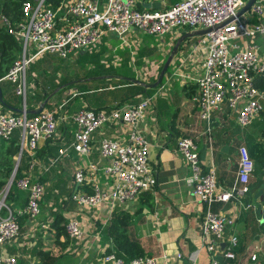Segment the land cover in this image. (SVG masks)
Wrapping results in <instances>:
<instances>
[{"label": "built area", "instance_id": "2783aa9c", "mask_svg": "<svg viewBox=\"0 0 264 264\" xmlns=\"http://www.w3.org/2000/svg\"><path fill=\"white\" fill-rule=\"evenodd\" d=\"M245 0H178L162 10L139 11L133 0H62L51 10L46 0H25L20 4V19L11 24L9 19L0 15V25L8 34L19 41L20 51L17 58L0 78L13 85V91L20 103L15 114L0 112V139H7L18 131V148L13 157L11 174L0 190V246L15 241L20 234L18 216L34 221L39 215V201L43 187L30 174H23L14 181V173L22 155L34 160L40 142L52 140L57 135V112L60 107H43L32 115L26 107L28 82L25 74L28 66L42 54H52L62 59L78 51H88L98 43L104 33H111L124 41V37L134 30L143 35L162 37L178 30L209 29V33L197 36L195 45L205 54L200 63L201 74L195 79V93L191 101L197 111L198 119L204 124V134L210 140L213 133L211 125L214 113L221 109L234 113L238 127L249 125L261 111L260 94L255 82L264 75V62L257 58L255 48L247 46L240 50L234 40L264 33V23L247 25L236 16L237 10ZM250 12L260 17L264 12V0H255ZM231 20L220 26L223 21ZM151 98L143 95L135 103L125 104L109 110L80 108L63 119L72 124V140L58 146L56 153L47 161L46 170L68 152L87 156L90 152L91 135L109 125L124 127L123 138H102L98 142L99 163H89L85 170L75 168L71 176L73 190L69 193L76 208L97 209L105 201L132 203L143 192L152 190L156 185L155 175L148 163L149 143L138 124L142 120ZM231 119L230 121H232ZM176 153L183 159L188 176L186 183L190 196L200 206L199 239L203 249L211 256L209 264H218L213 256L223 243L221 255L232 259V249L237 237L225 235L232 221L227 216L213 210L218 202L234 201L242 204L248 193V180L253 172V162L246 149L237 150L236 185L227 190H217L214 166L204 169L199 158L196 140L183 136L176 141ZM100 173L110 181V185L100 188L90 184L85 175ZM264 180V162L261 166ZM26 194V202L21 209H14L5 198L10 186ZM248 206L244 205V208ZM65 232L72 243L78 245L84 234L81 223L69 218ZM264 239V231L262 232ZM99 257L98 264H160L156 257L143 256L126 261L108 248ZM164 259V256H161ZM251 261L254 256H251ZM11 255L1 256L0 264H15ZM194 264V263H191Z\"/></svg>", "mask_w": 264, "mask_h": 264}, {"label": "crops", "instance_id": "0c3cea01", "mask_svg": "<svg viewBox=\"0 0 264 264\" xmlns=\"http://www.w3.org/2000/svg\"><path fill=\"white\" fill-rule=\"evenodd\" d=\"M100 1L102 3L104 0ZM133 1L139 11H154L168 8L178 0ZM243 21L247 25L264 23V12L260 17L252 12L246 14ZM189 31L193 30H178L166 35L164 40L163 36L148 37L138 35L132 30L124 37V41L111 33H104L98 43L88 51H78L63 60L66 65H74L81 62L79 57L84 53L96 55L99 57L96 62L99 69L118 67L123 69L124 75L132 73L134 78L128 80L136 81L139 85L150 84L158 75L159 67L165 62L177 39ZM236 41L240 50H245L247 46L255 48L257 58L264 62V33ZM196 42L197 36L179 42L160 84L158 83L156 88H150L153 91L145 95L151 98V102L138 124V129L149 143L148 163L155 175L156 185L152 190L140 194L132 203L120 204L107 200L97 209H78L68 199L73 190L70 180L74 169L79 167L85 170L89 163L101 164L97 152L98 142L102 138H123L124 127L120 123L111 124L91 135L89 155L84 157L71 151L53 166L43 170L50 158L49 150L53 146L61 147L72 140V124L63 119V115L71 114L80 108L94 109L103 105L101 110L116 108V103L105 104V101L109 98L107 93L119 85H114L115 81H112L107 89L95 88L94 85L98 84L100 78L113 80L111 76H96L79 81L84 90H88L84 93L76 89H66L57 100H53L55 96L52 94L46 97L50 108L56 109L62 104L56 115L57 135L52 140H47V144L40 142V154L37 152L33 161L29 159L25 163V159L22 170V174H30L43 187L39 215L34 221H29L25 216L21 217L23 222L18 238L0 246L1 256H13L15 264H38L36 251L39 247L50 248L51 237L47 228L54 213H60L66 222L69 218L80 222L84 237L78 245L68 238L62 256L55 264H98L101 254L112 247L106 233L110 215L114 210H123L131 215L128 234L138 242L146 256L156 257L160 264H209L211 256L201 247L199 239L200 206L189 194L190 188L186 183L189 172L183 159L174 153V147L176 141L183 136L194 138L203 168L206 169L211 164L214 166L218 189L227 190L236 185L239 147L243 146L246 151L251 149L249 154L253 163L256 157L263 159L261 162L264 161V87H258L263 96L261 111L249 125L238 127L234 122V113L221 109L214 113L211 121L214 131L210 140L206 139L203 133L204 124L198 119L191 101L195 93V79L201 74L200 63L205 54L204 48L200 46L191 49V45ZM59 59L62 58L42 54L32 63L39 68L53 69ZM79 63L77 65L81 69H92L94 62L83 60ZM37 75L39 74L35 72L31 74L27 97L49 85ZM104 93L105 99L101 96ZM51 100L53 101L50 102ZM43 101H32L35 109ZM0 112L9 111L2 110L0 106ZM4 147L5 145H2V148ZM85 179L100 188L110 185V181L100 173L93 176L86 174ZM247 186L250 192L243 197L242 204L230 200L225 203L218 202L213 205V210L232 221L225 235H233L243 240L245 252L241 263L264 264V180L261 173L253 175L252 172ZM16 197L18 199L12 200L10 205L14 209H21L25 204L26 194L19 191ZM244 205L248 207L244 208ZM222 247L220 245L213 257L218 260V264H228L229 260L221 255ZM161 256H164V259ZM251 256H254L253 261L250 260Z\"/></svg>", "mask_w": 264, "mask_h": 264}, {"label": "trees", "instance_id": "16d2710c", "mask_svg": "<svg viewBox=\"0 0 264 264\" xmlns=\"http://www.w3.org/2000/svg\"><path fill=\"white\" fill-rule=\"evenodd\" d=\"M25 0H0V15L7 17L11 24L17 22L20 19V4ZM62 0H46L47 6L54 10ZM20 51V44L19 41L14 38L12 35L8 34L6 29L0 25V78L3 77L11 65L13 64L14 60L17 58ZM95 57V58H91ZM81 60L80 63L84 61L94 62L92 65V69L82 70L81 75H69V72L62 71L65 75L61 77L56 83L54 82V78L56 73L60 70L56 68L59 64H64L63 59H59L58 63L54 64L53 69H45L44 67L39 68L35 66L36 64L31 63L27 70H26V80L27 82L31 81V74L32 72L38 73L40 78L44 81L48 82V87H43L40 90H36L31 97H26V107L29 111V115H32L30 111L35 110V104L32 101H43L48 95L52 94L55 96L53 100H57L59 97L60 92H64L66 89H76L78 92H85L88 90H84L79 82L82 79L86 78H93L96 76H111L113 80H106L105 77L100 78L98 80V84L96 83L94 87L107 89V86L111 84L112 81L114 85H119V87L114 88L108 94L109 98L105 101L107 103H116L115 106L119 107L125 104H132L137 101L138 98L142 97L143 95L149 94L153 89H144L142 85L132 83L133 79L132 73L129 75H124L122 73L123 69L121 68H109V69H99L98 58L96 55H87L83 54L79 57ZM79 63V62H78ZM76 63V64H78ZM79 63V64H80ZM162 65L159 67L158 72L160 71ZM43 77H42V76ZM127 78V79H125ZM157 76L151 80V83L156 80ZM125 79V80H124ZM97 80V79H95ZM42 82V81H41ZM160 84V82H159ZM158 84V85H159ZM257 88L264 87V75L257 78L255 82ZM158 85L156 87H158ZM10 87V88H9ZM155 87V88H156ZM60 89V90H59ZM0 106L4 111H11L12 114H15L16 110L19 107L20 99L18 96L14 94L13 85L9 84L7 81H0ZM58 93V94H56ZM56 94V95H55ZM106 93L101 94V96L105 99ZM67 99V98H66ZM51 100L50 102H52ZM67 104V103H65ZM118 105V106H117ZM49 102L44 104V107L48 108ZM104 106V105H103ZM103 106L95 107L94 111L101 110ZM104 110H109L105 108ZM232 123V121H230ZM1 144L5 145L4 148L0 150V190L5 185L6 181L8 180L11 171L13 169L14 159L13 157L17 153L18 148V131L14 130L11 135L5 139H0ZM40 144V143H39ZM42 144H47L46 141L42 142ZM39 146V145H38ZM41 147V146H40ZM40 147L37 148L36 153L40 154L39 150ZM55 146L49 150L50 156L56 153ZM250 150H247L248 155ZM35 153V156H36ZM252 153V152H251ZM26 159V160H25ZM25 160V163L29 158L26 155H22L19 159L17 167L14 173V181L21 177L22 170ZM263 159H258V157L254 158V169L253 175L261 173V166ZM26 165V164H25ZM255 172V173H254ZM250 192V189H248ZM19 190H17L14 186H10L5 198L6 203L10 205L12 200L18 199ZM248 195V193H247ZM26 202V201H25ZM24 216H18L17 222L21 227ZM25 218V217H24ZM131 222V215L123 210H114L112 211L110 218L108 220V224L106 226V233L107 236L110 238L112 242V248L116 255L123 257L126 261L131 260L137 257L146 256L139 246L138 242L130 238L128 234V226ZM65 224L63 216L60 213H54L53 220L51 224L48 226V231L50 232L51 237V246L48 249H43L41 247L38 248L36 251V255L38 257V264H55L56 260L62 256L63 250L67 245L68 237L65 232ZM245 245L243 240L237 238V243L235 247H233V258L228 261V264H242L241 258L245 252ZM109 251L106 249V252Z\"/></svg>", "mask_w": 264, "mask_h": 264}, {"label": "water", "instance_id": "95a60500", "mask_svg": "<svg viewBox=\"0 0 264 264\" xmlns=\"http://www.w3.org/2000/svg\"><path fill=\"white\" fill-rule=\"evenodd\" d=\"M255 0H245L244 4L237 10L236 12V16H240L242 15L243 13L247 12L249 9H250V6L252 5V3L254 2ZM231 20V17L226 19L225 21H223L221 23L220 26L228 23L229 21ZM205 33H209V29H198V30H193V31H189V32H185L183 33L178 39L177 41L175 42V45L172 47L168 57L166 58L165 62L163 63L158 75H157V78L154 82L150 83V84H142V86L146 89H149V88H154L162 79V76L166 70V67L172 57V55L174 54L179 42H181L182 40L184 39H188V38H191L193 36H201V35H204ZM136 81H132V83H135ZM136 84V83H135ZM47 101V98L35 109V110H32L30 111V113H33V114H36L38 113L41 108L44 107V104L46 103ZM221 246H223V243L221 244Z\"/></svg>", "mask_w": 264, "mask_h": 264}, {"label": "rangeland", "instance_id": "374dc122", "mask_svg": "<svg viewBox=\"0 0 264 264\" xmlns=\"http://www.w3.org/2000/svg\"><path fill=\"white\" fill-rule=\"evenodd\" d=\"M251 12H250V10H248L246 13H245V15H243V16H241L240 18L242 19V20H244V17L246 16V14H250ZM254 19V18H253ZM196 30H198V29H196ZM136 33H138V32H136ZM138 35H143V34H140V33H138ZM168 35V34H167ZM144 36H147V35H144ZM148 37H154V36H148ZM157 39H160V38H157ZM163 39L165 40L166 39V35H164L163 36ZM237 40V39H236ZM236 40H234V42H236L237 43V41ZM152 45H154L155 46V44H152ZM56 68H58V69H60L57 73H56V75H55V78H54V82L56 83L61 77H63L65 74V72H69V75L71 76V75H81L82 74V70H80L81 68H79V66L77 65V64H74V65H66V64H59ZM61 69H62V71H64V73L63 72H61ZM83 70H87V69H83ZM60 90V89H59ZM53 94V93H52ZM56 94H58V93H56ZM55 94V95H56ZM61 94H62V92H60V94H59V97H61ZM2 149V144H1V141H0V150ZM216 189L217 190H219L218 189V186L216 185ZM0 216L1 217H4L5 216V211H4V209H1L0 210ZM82 228V227H81Z\"/></svg>", "mask_w": 264, "mask_h": 264}]
</instances>
